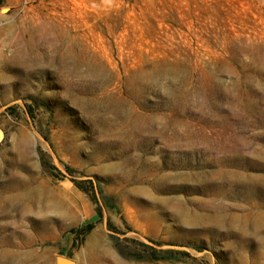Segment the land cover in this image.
Segmentation results:
<instances>
[{"label":"rangeland","instance_id":"rangeland-1","mask_svg":"<svg viewBox=\"0 0 264 264\" xmlns=\"http://www.w3.org/2000/svg\"><path fill=\"white\" fill-rule=\"evenodd\" d=\"M61 256L264 264V0L0 7V264Z\"/></svg>","mask_w":264,"mask_h":264},{"label":"trees","instance_id":"trees-1","mask_svg":"<svg viewBox=\"0 0 264 264\" xmlns=\"http://www.w3.org/2000/svg\"><path fill=\"white\" fill-rule=\"evenodd\" d=\"M5 1L6 0H0V7H2L4 5ZM99 210H100V215H101V208ZM94 227H95V224L92 222H89V223L85 224L84 226H82L81 228L73 230L72 233L75 234L78 238H84L92 232ZM141 245L144 248L150 250L151 256L147 257V258H145L143 256H137L136 257L137 260L154 262V261H159V260L163 259V258H160L159 256H157L159 252H157L153 247L145 245V244H141ZM162 253L163 254H173L175 252L173 250H167V251H164ZM168 259H171V258H168Z\"/></svg>","mask_w":264,"mask_h":264},{"label":"water","instance_id":"water-1","mask_svg":"<svg viewBox=\"0 0 264 264\" xmlns=\"http://www.w3.org/2000/svg\"><path fill=\"white\" fill-rule=\"evenodd\" d=\"M58 263L61 264V263H66V264H74V262L68 258H65V257H58Z\"/></svg>","mask_w":264,"mask_h":264},{"label":"bare ground","instance_id":"bare-ground-1","mask_svg":"<svg viewBox=\"0 0 264 264\" xmlns=\"http://www.w3.org/2000/svg\"><path fill=\"white\" fill-rule=\"evenodd\" d=\"M61 264H66V263H61Z\"/></svg>","mask_w":264,"mask_h":264},{"label":"crops","instance_id":"crops-1","mask_svg":"<svg viewBox=\"0 0 264 264\" xmlns=\"http://www.w3.org/2000/svg\"><path fill=\"white\" fill-rule=\"evenodd\" d=\"M6 1H8V0H6Z\"/></svg>","mask_w":264,"mask_h":264}]
</instances>
